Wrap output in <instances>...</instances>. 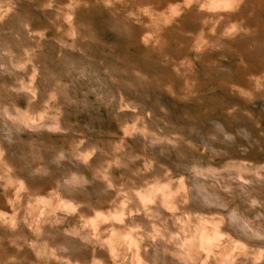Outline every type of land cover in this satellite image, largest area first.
Here are the masks:
<instances>
[{"label":"bare ground","instance_id":"obj_1","mask_svg":"<svg viewBox=\"0 0 264 264\" xmlns=\"http://www.w3.org/2000/svg\"><path fill=\"white\" fill-rule=\"evenodd\" d=\"M131 5L0 0V264H264V0Z\"/></svg>","mask_w":264,"mask_h":264},{"label":"rangeland","instance_id":"obj_2","mask_svg":"<svg viewBox=\"0 0 264 264\" xmlns=\"http://www.w3.org/2000/svg\"><path fill=\"white\" fill-rule=\"evenodd\" d=\"M115 6L117 8H119V7L120 8H123V9L127 8L128 10L129 9H133L132 8L133 5H131V0H121V3L120 4H117ZM5 15H6V10L3 9V8H1L0 9V20L1 19L3 20L5 18ZM154 17L155 18H158L160 16L155 15ZM56 106H58V105L56 104ZM55 112H57L56 109H52L50 111V113H55ZM117 133L119 135L118 137H125V136H127V135H125V133L123 132L122 129H118ZM3 164H4V161H3L2 154H1V150H0V171L6 172L8 174V176H10V178H11L12 177L11 176L12 175L11 172H9L6 169V167H3ZM6 173H5V175H7ZM174 174H176V173H174ZM179 175H180L179 173L175 175L177 178H174L173 182L170 183L169 190H176L177 191V189H178L177 187H179L177 185L182 180L181 177L178 178ZM24 188H25V186L21 182H14V184L11 187L8 188V191L10 192V198H9V201H10V209H8V211L6 212V215L3 217V221L6 224H9V223L12 222L14 216L17 214L16 212L18 211V209L20 210V209L23 208V205H24L23 199H26L27 200V198L25 197L26 192H25ZM166 191H168V189H164L161 193L163 194ZM47 198H49V200L43 201L39 205V207L36 208V209H35V206L36 205H35V202H34L33 198H29L28 199L29 202H27L28 205H27V208H26V218H27V220H31L29 222L31 223V226H33V228H35L36 230L38 229V227L39 228L41 227L40 224H43V221H44L43 220V217L46 215V212H48L47 210H50V208H51L52 205L55 206L59 202V199L56 198L55 192L52 195H50L49 197H47ZM42 211H44V212H42ZM39 212H42L43 215H41L42 213H39ZM38 221H40V223H38ZM218 221L219 220H215L214 219V222H215V223L213 222L214 225H212V228L210 230L208 228V230L206 232V237L207 238H210L211 241H213V240H219L217 238L218 237V234L221 236L222 233H224V230L220 226V224H218L219 223ZM87 225H85V227H87L88 229H91V227H92V226H90L91 224H87ZM200 228H199V230H200ZM201 230H202V228H201ZM120 235H122V234H118L116 236L117 237H120ZM117 237L113 238V240H115ZM123 238L119 241V243H116L115 244V248H116V259L118 260L117 263L118 264H133L131 259H132L133 255H134V252H135L133 250L134 249V247H133L134 244H133V242L127 241V239L125 237H123ZM118 239H120V238H118ZM230 239H233V238L230 237L229 240ZM201 242H203V241H201ZM232 243L233 242H230L229 244L231 245ZM230 247H229V249H230ZM123 249H124V251H123ZM204 253H205V251H203L200 248L199 244H198L196 246V250L194 249V258H195V261L198 262V263H200V261H202V259L204 258L203 257L204 256ZM134 264H148V263L143 258L140 259V258H138V256H136V259H135Z\"/></svg>","mask_w":264,"mask_h":264},{"label":"clouds","instance_id":"obj_3","mask_svg":"<svg viewBox=\"0 0 264 264\" xmlns=\"http://www.w3.org/2000/svg\"><path fill=\"white\" fill-rule=\"evenodd\" d=\"M102 2V0H101ZM120 3V0H112V4L113 5H117ZM239 29L238 28H233L232 31H238ZM226 139H231V137H226Z\"/></svg>","mask_w":264,"mask_h":264}]
</instances>
